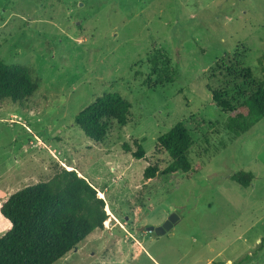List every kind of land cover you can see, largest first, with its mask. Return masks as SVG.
Wrapping results in <instances>:
<instances>
[{"label":"rangeland","instance_id":"374dc122","mask_svg":"<svg viewBox=\"0 0 264 264\" xmlns=\"http://www.w3.org/2000/svg\"><path fill=\"white\" fill-rule=\"evenodd\" d=\"M154 48L172 83L153 85ZM263 55L264 0H0V58L39 80L22 103L0 101V205L75 169L107 218L53 264H264V120L232 135L211 100L231 79L216 65L234 56L262 80ZM106 92L130 102L129 120L95 142L74 118ZM176 122L188 124L187 158L200 168L146 179L147 166L170 163L156 139ZM240 170L253 174L246 188L230 178ZM174 211L164 234L138 229ZM9 225L0 214V235Z\"/></svg>","mask_w":264,"mask_h":264},{"label":"trees","instance_id":"16d2710c","mask_svg":"<svg viewBox=\"0 0 264 264\" xmlns=\"http://www.w3.org/2000/svg\"><path fill=\"white\" fill-rule=\"evenodd\" d=\"M237 59L233 56L229 64L216 65L219 74H227L231 79L219 89L211 88V100L225 113V127L235 136L264 120V55L259 59L262 80H257L250 68ZM148 62L150 75L155 76L154 86L174 81L176 71L170 67L171 60L165 53L152 49ZM211 77H216L215 69ZM38 81L31 66L7 63L0 58V101L22 103L38 89ZM130 106L118 92H106L79 111L74 122L88 138L99 142L110 122L119 125L128 122ZM156 145L167 153L170 163L163 169L147 166L146 179L200 168L187 158L192 137L186 122H176L160 134ZM143 155L144 149L138 145L133 156ZM230 178L246 188L253 174L240 170ZM104 209V200L85 177L79 176L75 169L60 167L50 179L23 187L0 205V214L10 224L0 235V264H53L93 230L103 227L107 218Z\"/></svg>","mask_w":264,"mask_h":264},{"label":"water","instance_id":"95a60500","mask_svg":"<svg viewBox=\"0 0 264 264\" xmlns=\"http://www.w3.org/2000/svg\"><path fill=\"white\" fill-rule=\"evenodd\" d=\"M180 214L177 211L172 212L160 225H147L138 227L139 230L154 231L157 235L164 234L171 229L176 221H178Z\"/></svg>","mask_w":264,"mask_h":264},{"label":"crops","instance_id":"0c3cea01","mask_svg":"<svg viewBox=\"0 0 264 264\" xmlns=\"http://www.w3.org/2000/svg\"><path fill=\"white\" fill-rule=\"evenodd\" d=\"M155 262H157L156 260H155ZM158 263V262H157Z\"/></svg>","mask_w":264,"mask_h":264}]
</instances>
